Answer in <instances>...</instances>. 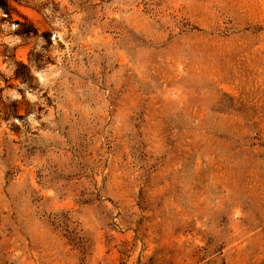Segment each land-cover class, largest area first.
Returning <instances> with one entry per match:
<instances>
[{
    "label": "rangeland",
    "instance_id": "obj_1",
    "mask_svg": "<svg viewBox=\"0 0 264 264\" xmlns=\"http://www.w3.org/2000/svg\"><path fill=\"white\" fill-rule=\"evenodd\" d=\"M0 264H264V0H0Z\"/></svg>",
    "mask_w": 264,
    "mask_h": 264
},
{
    "label": "clouds",
    "instance_id": "obj_2",
    "mask_svg": "<svg viewBox=\"0 0 264 264\" xmlns=\"http://www.w3.org/2000/svg\"><path fill=\"white\" fill-rule=\"evenodd\" d=\"M37 75H39V74H37Z\"/></svg>",
    "mask_w": 264,
    "mask_h": 264
}]
</instances>
